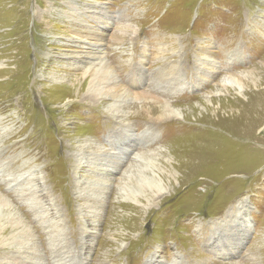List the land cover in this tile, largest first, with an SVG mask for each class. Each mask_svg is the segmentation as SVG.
Masks as SVG:
<instances>
[{
    "label": "rangeland",
    "instance_id": "374dc122",
    "mask_svg": "<svg viewBox=\"0 0 264 264\" xmlns=\"http://www.w3.org/2000/svg\"><path fill=\"white\" fill-rule=\"evenodd\" d=\"M263 28L264 0H0L1 148L15 175L28 162L43 171L73 264H264ZM126 32L133 40L121 46ZM98 42L123 84L155 103H128L134 136L118 144L135 158L113 174L96 219L85 215L80 194L91 190L77 185L85 170L76 176L72 159L75 137L110 133L111 113L83 95ZM169 72L187 87L166 92L161 75ZM231 77L233 86L223 81ZM148 128L155 133L144 150L138 136ZM183 143L202 148L186 168L178 164ZM150 160L176 178L163 176L166 191L146 192L140 204L125 200L124 175L134 172L136 186ZM34 230L51 264L52 241Z\"/></svg>",
    "mask_w": 264,
    "mask_h": 264
},
{
    "label": "bare ground",
    "instance_id": "6f19581e",
    "mask_svg": "<svg viewBox=\"0 0 264 264\" xmlns=\"http://www.w3.org/2000/svg\"><path fill=\"white\" fill-rule=\"evenodd\" d=\"M127 28L131 27L128 26ZM132 29L134 28L132 27ZM134 34L135 32L133 34L126 32L124 34L126 37L118 41V44L122 46L131 43ZM78 38L85 37L78 36ZM78 38L76 40L77 43L80 41ZM102 43L103 42H98V44L92 45V48L95 50V54L92 55L94 59L92 64L94 65L92 68L88 67L91 73L88 70L84 72V75L89 76L91 81L82 86L83 89L88 88L87 93L83 94L84 96L86 95L87 99L84 101L85 104H91V102L98 104L100 102V106L111 113V119L108 121L110 126L106 128L110 133L101 141L93 139L92 136H85L82 138L75 137L73 146L76 149L74 152L76 156L72 159L75 163L76 176L79 174L80 170H85L82 175L78 176L77 185L80 187L85 186V189L91 190V192H88L86 195L80 194L86 207L85 215L92 213L96 219H99L100 215L103 214L108 194L113 181H115L113 174L120 173L124 169L126 170V163L129 159L132 160L133 157L135 158V155L131 158L134 152L132 147H130L129 150H125L123 146L121 147L120 144H118V139L123 140L126 136L129 138L134 136V124L132 120L127 117V112L125 111L128 107V103H155L153 98H151L152 95L135 96L131 87L123 84L120 74L111 71L108 60L103 53ZM206 53L208 55L210 54L209 51ZM98 68L105 74L101 78L94 73V70ZM105 69H107V71ZM172 71L174 72V69ZM161 77V81H163L161 85H165L164 89L166 92L170 91V87L175 90H184L187 87L180 73L173 74L169 72L162 74ZM233 79L232 77L225 78L223 81L225 84L233 86L235 84ZM236 87L239 90H237L238 94H241L244 86L236 84ZM80 95L81 94H79L78 97H80ZM77 103L83 104L81 101H77ZM164 105L166 106V110L172 113L177 112L178 116L181 115L179 111H174L168 102H165ZM230 111V108H227L226 112L231 114ZM212 116L215 118L216 115L213 113ZM1 120L2 119H0V124ZM110 120H113L114 123L120 127L118 131L117 129L116 131L112 130ZM3 130L6 131L8 129L4 126H0V133ZM154 133L148 128L142 136H138L139 140H144V150L151 148L152 137L150 136H154ZM0 137H2V134H0ZM185 144L186 143H183L181 146L179 145L178 164L186 168L189 162L192 160L195 161V158L202 154V148H200V145L193 146L195 147L193 148L192 145ZM1 147L2 145L0 144V264H50L47 262V251L43 249L41 246L42 244L38 242L34 227H39L40 233L42 235L44 234L46 238L48 237L47 240L52 241L56 254L52 252L53 262L51 264H56L57 261L58 263L61 262V264H73L75 261L72 259L73 252L65 235L63 223H61L59 219V212L56 208L55 201L45 182L43 171H41L39 165L28 162L25 164L23 171L19 175H15L16 173H12V165L7 161ZM141 155H145V153H141ZM155 156H158V154H155ZM150 161H147L144 170L140 171L141 173L138 171L139 174L134 175L136 177V186L133 187L131 184L132 174L134 172L127 171L124 175L119 186H122L123 192L121 191V195L124 199L126 197L125 200L128 198V200L140 204L138 198H145L146 192L151 194L153 198L166 191L167 184L163 176L168 175L174 179L176 178V175H174L172 171L163 170L157 163H152V161ZM17 199L25 206L22 205L18 207L15 203ZM147 201L149 204H152L151 202L154 200L150 199ZM20 208L24 209L21 211ZM24 210L28 216H30V221L23 213ZM91 226L93 230H97L99 227L97 220L94 221ZM5 249L9 250L6 251ZM56 258H58L57 261L55 260Z\"/></svg>",
    "mask_w": 264,
    "mask_h": 264
}]
</instances>
